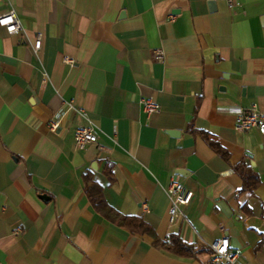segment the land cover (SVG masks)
<instances>
[{"label": "crops", "instance_id": "1", "mask_svg": "<svg viewBox=\"0 0 264 264\" xmlns=\"http://www.w3.org/2000/svg\"><path fill=\"white\" fill-rule=\"evenodd\" d=\"M10 9L21 30L0 26V264H210L222 236L264 264V133L234 127L237 107L264 116V0H0ZM142 97L159 105L148 117ZM79 125L97 135L81 149ZM240 164L258 177L252 191ZM173 174L193 194L170 222ZM84 176L159 241L201 251L176 256L120 226Z\"/></svg>", "mask_w": 264, "mask_h": 264}, {"label": "built area", "instance_id": "2", "mask_svg": "<svg viewBox=\"0 0 264 264\" xmlns=\"http://www.w3.org/2000/svg\"><path fill=\"white\" fill-rule=\"evenodd\" d=\"M226 1L229 5H232L235 2V0ZM170 18L172 19L173 16L171 15ZM0 20L9 21L7 24L0 23V26L9 34H14L21 30L20 20L11 9L0 13ZM40 46L41 34L36 33L33 48L34 50H38ZM153 55L156 60H162L163 58V52L160 49H155ZM64 60L68 62L67 59ZM140 104L142 112L146 117L159 109V105L151 97H142L140 99ZM67 105L71 107L69 103ZM234 127L243 131L255 128L260 133H264V116L257 109L255 104H252L247 109L237 107L234 109ZM55 128H57V121H50L49 129L54 130ZM96 140L97 135L92 125H79L75 128L73 141L74 146L77 149H81L88 144L94 143ZM166 193L169 199V221L174 222L182 216V209L190 202L193 193L179 181L176 174L170 176L166 187ZM208 248L210 250V264H244L239 260L240 250L230 248L227 236L214 239Z\"/></svg>", "mask_w": 264, "mask_h": 264}, {"label": "trees", "instance_id": "3", "mask_svg": "<svg viewBox=\"0 0 264 264\" xmlns=\"http://www.w3.org/2000/svg\"><path fill=\"white\" fill-rule=\"evenodd\" d=\"M207 144L217 153L225 156V151L215 142L209 140L207 137ZM234 171L242 179V187L240 191H252L258 184L259 180L257 175L245 165H236ZM106 174L111 178L110 166L105 168ZM84 188L87 197L92 205L102 211L107 217L116 221L120 226L126 227L131 231L147 233L153 238V244L161 249H165L173 255L180 257H194L201 250L193 245L183 242L177 234H171L166 242L159 241L154 232L138 217L136 216H123L117 214L110 207H106L101 196V188L96 183L92 182L89 177L84 176ZM104 209V210H103Z\"/></svg>", "mask_w": 264, "mask_h": 264}, {"label": "snow or ice", "instance_id": "4", "mask_svg": "<svg viewBox=\"0 0 264 264\" xmlns=\"http://www.w3.org/2000/svg\"><path fill=\"white\" fill-rule=\"evenodd\" d=\"M0 23L7 24V23H9V21H7V20H0Z\"/></svg>", "mask_w": 264, "mask_h": 264}, {"label": "water", "instance_id": "5", "mask_svg": "<svg viewBox=\"0 0 264 264\" xmlns=\"http://www.w3.org/2000/svg\"><path fill=\"white\" fill-rule=\"evenodd\" d=\"M42 197H44V195H42Z\"/></svg>", "mask_w": 264, "mask_h": 264}]
</instances>
